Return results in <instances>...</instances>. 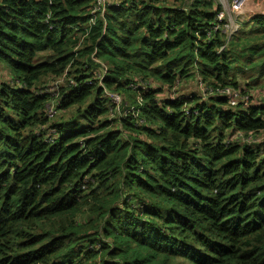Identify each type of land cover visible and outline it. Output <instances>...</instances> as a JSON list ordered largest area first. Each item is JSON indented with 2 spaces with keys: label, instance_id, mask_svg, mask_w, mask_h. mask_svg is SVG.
<instances>
[{
  "label": "trees",
  "instance_id": "1",
  "mask_svg": "<svg viewBox=\"0 0 264 264\" xmlns=\"http://www.w3.org/2000/svg\"><path fill=\"white\" fill-rule=\"evenodd\" d=\"M178 1L0 0V264H264V139L228 141L264 132V15L229 40L218 0Z\"/></svg>",
  "mask_w": 264,
  "mask_h": 264
},
{
  "label": "built area",
  "instance_id": "2",
  "mask_svg": "<svg viewBox=\"0 0 264 264\" xmlns=\"http://www.w3.org/2000/svg\"><path fill=\"white\" fill-rule=\"evenodd\" d=\"M249 0H220V4L223 7V11L220 12L219 14V22L226 21L225 24V30L228 34V39H231L232 34L237 30V27L234 26V23L232 22V17L229 12L225 9V7H229L231 9V12L234 13L236 9H241ZM121 2L120 0H94V4L92 5V14L95 17H100L102 19H105V15L107 13V10L109 7L114 6V5H119ZM235 14V13H234ZM247 18V17H246ZM245 18V19H246ZM244 19V20H245ZM243 20V21H244ZM94 22V19L92 20ZM220 26L217 25L215 26V30L219 29ZM94 57V55H93ZM96 62L102 64L103 70L102 73L98 74L97 78L99 79V84L103 89V92L105 95L108 97L112 104V110H111V115L112 117L116 115H127L129 111H124L122 109V105L124 102V97L119 94L118 92L110 90L103 82V78L105 74L108 71V68L105 64L101 63L99 60L95 58ZM65 74L62 76L58 77L54 81L47 83L45 87H43L40 90V93H47L51 95L50 98V103L47 105L46 108V115L49 119H55L56 116L58 115V108H57V99L60 96L59 90H60V85H62L65 82ZM74 80H71V83H73ZM196 82L198 83V86L200 90L202 91V95L206 98L208 94H212V90H208L204 88L206 86L204 80L199 77ZM217 95H221L225 97L229 103V105L236 107L238 105L243 104L244 106L249 105L250 103V94L249 93H244L240 89H236L233 87L226 86L224 88L218 89ZM177 95L174 96V98ZM55 133L54 129H51V134L48 135L49 139H52V134ZM264 139V132H262L259 135H256L254 133L251 134H245L242 132H237L230 138H228V141L230 142H247V143H254L258 142L260 140Z\"/></svg>",
  "mask_w": 264,
  "mask_h": 264
},
{
  "label": "rangeland",
  "instance_id": "3",
  "mask_svg": "<svg viewBox=\"0 0 264 264\" xmlns=\"http://www.w3.org/2000/svg\"><path fill=\"white\" fill-rule=\"evenodd\" d=\"M220 2V0H218ZM179 3L184 2L186 5H189L191 3V0H179ZM250 2H254V6H253V11L254 13H262L264 12V0H249L241 9H236L234 11V13L231 12V9L229 7H225V9L227 10V12L230 13L231 17H232V22L234 23V26L237 27V29L240 27V25L242 24L243 20H248L250 19V17L254 14L251 12H247V6L248 4H250ZM178 3V4H179ZM249 15V16H247ZM242 26V25H241ZM11 78L10 74H9V70L4 66H0V79L4 80V81H8ZM194 79H191L190 81H185L183 82L181 85H179V90L181 93H179L176 89V94H183V95H188L190 93H196V94H200L202 93V91L200 90L198 83L194 81ZM205 89H207L206 86H204ZM162 94V93H161ZM260 95H263L264 92H259ZM94 99L90 100L88 102V104H93ZM86 104V106L88 105ZM85 106V107H86ZM84 108V107H83ZM76 108L73 107L71 109H68V111L64 112L63 115V111L61 116L59 117L62 118V116L66 119H68V121L71 122H85L88 123V121L85 120V117L82 116L79 119H77L76 117ZM82 219V217H81Z\"/></svg>",
  "mask_w": 264,
  "mask_h": 264
},
{
  "label": "crops",
  "instance_id": "4",
  "mask_svg": "<svg viewBox=\"0 0 264 264\" xmlns=\"http://www.w3.org/2000/svg\"><path fill=\"white\" fill-rule=\"evenodd\" d=\"M253 6H254V2H250V4H248V6H247V12L254 13V11L252 9ZM256 14H262V15H264V12H262V13H256ZM253 15H255V13ZM247 16H249V15H247ZM0 66H2V65H0ZM199 95H202V93H200Z\"/></svg>",
  "mask_w": 264,
  "mask_h": 264
}]
</instances>
